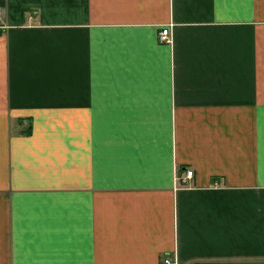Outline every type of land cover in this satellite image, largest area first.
<instances>
[{"label":"crops","instance_id":"0c3cea01","mask_svg":"<svg viewBox=\"0 0 264 264\" xmlns=\"http://www.w3.org/2000/svg\"><path fill=\"white\" fill-rule=\"evenodd\" d=\"M0 8V264H264V0Z\"/></svg>","mask_w":264,"mask_h":264},{"label":"built area","instance_id":"2783aa9c","mask_svg":"<svg viewBox=\"0 0 264 264\" xmlns=\"http://www.w3.org/2000/svg\"><path fill=\"white\" fill-rule=\"evenodd\" d=\"M2 22V9L0 8V24ZM158 38L160 41L163 42H170L171 41V28L169 26L163 27L158 34ZM193 175L192 169H186L185 171V179L186 181ZM163 264H180L178 257L175 253H167L163 257Z\"/></svg>","mask_w":264,"mask_h":264}]
</instances>
